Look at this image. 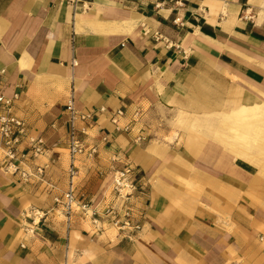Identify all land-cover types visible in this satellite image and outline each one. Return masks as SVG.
Listing matches in <instances>:
<instances>
[{"label": "crops", "instance_id": "obj_1", "mask_svg": "<svg viewBox=\"0 0 264 264\" xmlns=\"http://www.w3.org/2000/svg\"><path fill=\"white\" fill-rule=\"evenodd\" d=\"M0 97L43 145L22 180L0 138V264H264V0H0ZM124 166L140 231L101 215Z\"/></svg>", "mask_w": 264, "mask_h": 264}, {"label": "built area", "instance_id": "obj_2", "mask_svg": "<svg viewBox=\"0 0 264 264\" xmlns=\"http://www.w3.org/2000/svg\"><path fill=\"white\" fill-rule=\"evenodd\" d=\"M0 104L5 108V113L0 114V138L2 140L1 151L3 155V166L6 169L12 170L14 173H20L22 180H26L29 175L19 167H23L27 161L28 154L32 158H37L43 153V145L41 140H31L28 152H18L19 138L24 135L25 128L22 121L10 114L9 108L11 102L0 97ZM65 112L67 114L68 126V141L66 149L70 157V167L67 171L66 190L62 193L56 204L60 206V213L64 219V223L68 227L76 212L79 211L82 216L96 218L97 212L90 211L89 204L78 202L74 192V180L77 177V170L73 166V159L78 154L82 153V144L75 138L77 131V123L87 119V115L78 112L74 107L73 91L70 90L66 102ZM122 116V112L118 111L115 117L111 120L112 124L118 127L117 117ZM83 130H81L82 132ZM142 187L138 185L135 170L129 166H124L122 169L114 170L112 173V190L115 197L122 202L120 213L118 209L113 207L103 210L101 215L109 220L112 228L119 232L125 231H140L141 225L135 222L132 216V210L128 207L129 202L137 192H141ZM35 217H40L39 213ZM34 223V220H31Z\"/></svg>", "mask_w": 264, "mask_h": 264}]
</instances>
